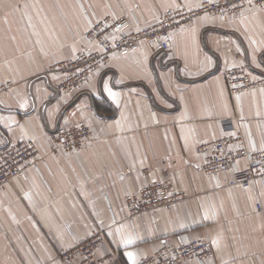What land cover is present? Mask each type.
Segmentation results:
<instances>
[{
    "label": "crops",
    "instance_id": "obj_1",
    "mask_svg": "<svg viewBox=\"0 0 264 264\" xmlns=\"http://www.w3.org/2000/svg\"><path fill=\"white\" fill-rule=\"evenodd\" d=\"M203 1L0 0V150L32 139L40 151L37 166L0 187V264H66L58 252L94 231L106 235L98 251V258H107L101 264H130L126 251L135 252L138 263L190 237L210 241L214 255L183 264H264V182L229 186L232 171L207 173L197 150L227 136L230 127L242 133L248 148L253 142L264 148V92L237 99L225 76L240 65L264 74V9L246 8L225 19L198 17L173 31L167 52L155 54L142 45L129 55L113 53L79 96L57 90L62 64L97 48L87 37L84 15L115 13L138 29L157 23L169 8ZM241 13L246 26L239 23ZM45 16L48 32L41 23ZM206 56L211 64L204 67ZM105 83L119 93L118 105L103 90ZM116 120L124 131L115 128ZM79 124L91 130L81 151L52 149L57 128ZM246 166L240 161V168ZM159 181H171L181 196L169 209L130 217L127 195ZM121 225L132 245L109 235Z\"/></svg>",
    "mask_w": 264,
    "mask_h": 264
},
{
    "label": "built area",
    "instance_id": "obj_2",
    "mask_svg": "<svg viewBox=\"0 0 264 264\" xmlns=\"http://www.w3.org/2000/svg\"><path fill=\"white\" fill-rule=\"evenodd\" d=\"M246 8L263 10L264 0H252L251 4L249 0H204L197 7L169 8L157 23L138 29L131 26L130 20L115 13L104 18L87 14L91 21L87 37L96 42L97 48L83 50L62 64L64 77L57 90L79 96L84 92L93 71L107 63L113 53L129 55L142 45H147L155 54L165 53L172 48V34L176 28L190 25L201 16L225 19ZM225 76L233 96L240 97L248 91L264 89V74H254L246 65L228 68ZM10 85L8 83L6 87ZM227 131V136L198 146L203 170L214 175L232 171L229 186L249 187L254 181L264 182V148L257 145L255 149L248 148L241 132L232 133L233 127ZM90 136L91 130L85 124L59 127L52 134V149L77 153ZM39 160V147L32 139H22L0 150V187L23 177L29 167L38 165ZM242 160L247 161L245 168L239 167ZM180 196L174 191L171 181L153 182L127 195V212L130 217H135L157 207L169 209ZM105 243V233L94 231L74 247L61 249L58 258L66 264H99L101 258H97L96 252ZM213 255L214 247L210 241L190 237L178 245H163L154 254L142 257L137 264H183L190 259L204 263ZM106 259L104 257L102 261Z\"/></svg>",
    "mask_w": 264,
    "mask_h": 264
},
{
    "label": "snow or ice",
    "instance_id": "obj_3",
    "mask_svg": "<svg viewBox=\"0 0 264 264\" xmlns=\"http://www.w3.org/2000/svg\"><path fill=\"white\" fill-rule=\"evenodd\" d=\"M251 2H252V0H249V4H251ZM24 7L27 8L28 5L25 4ZM33 7H35V5H33ZM80 11H81V13L84 12L83 5H80ZM37 15H39V11L37 12ZM84 19L87 22V24L90 26L91 25V21L88 19L87 15H84ZM205 19H207V17H205ZM246 20H247V17H244L243 13H241V19H240L239 23L246 26ZM41 23L42 24H45L44 31L45 32H48L49 31V27L47 25L50 24V21H48V17L47 16L43 17L41 19ZM29 24H30V26H32L33 28H35L34 25H31V17H29ZM262 27H264V26H262ZM36 34L39 35V33H36ZM57 39H58V37H57ZM195 39H196V30L195 29H192V32H191V40H192L193 43H195ZM249 41L253 45L257 44V41L255 39H252L251 37H249ZM39 42L40 41H37V43H39ZM261 44L264 45V41H262ZM255 50H259V49H254V51ZM73 52H75V45H73ZM253 60H255V57H253ZM205 61H206V63L204 64V67H207V66H209L211 64V60L207 56L205 57ZM103 90L105 92H107L108 97H110L111 100L114 103H116L117 105L119 104V102H120L119 101V93L114 92L110 87H108L107 83L104 84V89ZM261 91L264 92V89H262ZM237 99H239V97ZM20 107L21 108L27 107V101L22 102L20 104ZM169 107H170V105H169ZM73 115H75V114H73ZM152 118H153V120H156L155 114L152 115ZM123 119H126V118L123 117V115H122L121 120H123ZM121 120H116L115 121V128L118 131H121L122 132V131H124V128L122 126ZM109 127H111V125ZM117 142L118 143L120 142L119 138L117 139ZM252 148L255 149L254 142L252 144ZM143 162H144L143 160L140 161L141 164H143ZM133 167H134V165H133ZM197 167H199V165H197ZM120 178L123 179L124 177L121 176ZM217 186H219V185H217ZM203 219L204 220L209 219V215H208V210L207 209H205V211H204ZM100 223L103 224V221H101ZM113 223H115L114 220H113ZM181 227H184V225L182 224ZM124 229H125V226L124 225H121L120 227H118V228L115 229V233L110 232L109 235H114V234L115 235H119L120 236V243L123 244L125 247H127V246L132 245L134 243V239L132 238L131 235H127V236L126 235H123ZM213 244L218 246V240H215L214 239L213 240ZM125 255L127 257V260L130 262V264H137V254L135 252H133V251H126L125 252Z\"/></svg>",
    "mask_w": 264,
    "mask_h": 264
},
{
    "label": "rangeland",
    "instance_id": "obj_4",
    "mask_svg": "<svg viewBox=\"0 0 264 264\" xmlns=\"http://www.w3.org/2000/svg\"><path fill=\"white\" fill-rule=\"evenodd\" d=\"M2 89H4V87H2ZM99 251V250H98ZM98 251L96 252V256H97V258H98ZM103 259V258H102ZM102 259H101V262H102ZM77 262H78V260H77ZM99 264H101V263H99Z\"/></svg>",
    "mask_w": 264,
    "mask_h": 264
}]
</instances>
